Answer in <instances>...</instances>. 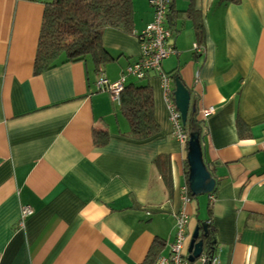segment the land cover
<instances>
[{"label":"crops","instance_id":"0c3cea01","mask_svg":"<svg viewBox=\"0 0 264 264\" xmlns=\"http://www.w3.org/2000/svg\"><path fill=\"white\" fill-rule=\"evenodd\" d=\"M47 1L0 0V264H144L156 241L167 258L181 213L186 252L210 225L220 264H264V0H173V54L141 82L159 129L145 141L130 138L120 102L98 82H120L141 60L151 0H132V35L104 32L112 63L99 72L87 60L37 76ZM172 74L204 123L203 161L218 191L187 204L188 144L174 137L175 83L168 96L162 78ZM24 208L34 215L22 224Z\"/></svg>","mask_w":264,"mask_h":264},{"label":"trees","instance_id":"16d2710c","mask_svg":"<svg viewBox=\"0 0 264 264\" xmlns=\"http://www.w3.org/2000/svg\"><path fill=\"white\" fill-rule=\"evenodd\" d=\"M221 1L229 5H239L241 2ZM44 7L34 64V74L37 76L55 70L60 64L81 63L87 60H91L96 72H99L112 63L102 43L104 32L110 29L125 35L133 34L132 0H52L51 3L44 4ZM168 29L170 30L169 26ZM203 33V27L198 25L196 34L199 39L203 37ZM166 77L173 83L180 81L177 75ZM141 82L143 81L126 85L120 97V105L122 115L129 124L130 138L145 141L156 135L159 129L153 118L152 91ZM197 114L194 105L188 114L184 130L188 133L197 132L201 145L205 126L203 122L198 121ZM94 136L96 141L106 140L108 137L106 132L100 131H95ZM186 170L188 185V168ZM208 171L210 172L209 169ZM217 192L216 188L210 196H215ZM188 195L190 200L195 199L190 193ZM215 241L214 231L208 225L206 234L202 235L199 241L204 245V255L215 254ZM163 248L164 245L156 241L144 264H156L161 258Z\"/></svg>","mask_w":264,"mask_h":264},{"label":"built area","instance_id":"2783aa9c","mask_svg":"<svg viewBox=\"0 0 264 264\" xmlns=\"http://www.w3.org/2000/svg\"><path fill=\"white\" fill-rule=\"evenodd\" d=\"M173 6V0H151L150 7L154 12V22L146 31L138 37L141 46V60L132 67H129L122 77V80L114 85H110L105 80L98 82L99 91L108 92L116 102H120L121 94L126 86V79L133 78L136 81H145L151 74H160L162 64L167 61L173 52L168 48V43L172 38L171 31L168 29V17ZM195 51H199L194 47ZM164 89L168 96L170 91V80L166 76H162ZM170 99V98H169ZM170 110V123L173 127L174 137L182 145H187L189 136L184 131L181 115L176 111L173 103L168 100ZM215 114L213 110H208L203 113V120H207ZM181 197L185 204L190 202L188 190L181 191ZM34 215V211L29 208H24L21 212L22 224ZM189 218L181 213L176 217V237L175 244L169 257H161L156 264H190L189 254L186 252L185 245L187 242V231ZM200 264H220L219 253L214 255H204L202 253L199 260Z\"/></svg>","mask_w":264,"mask_h":264},{"label":"water","instance_id":"95a60500","mask_svg":"<svg viewBox=\"0 0 264 264\" xmlns=\"http://www.w3.org/2000/svg\"><path fill=\"white\" fill-rule=\"evenodd\" d=\"M174 100L176 109L181 115L182 124L185 127L190 110V93L178 80L175 81ZM187 163L189 167L188 188L192 198L210 196L215 192L217 183L208 171L203 161L202 148L199 141V134H189ZM207 232V226L196 229L189 246V263L194 264L200 259L203 253V243L200 241V232Z\"/></svg>","mask_w":264,"mask_h":264},{"label":"rangeland","instance_id":"374dc122","mask_svg":"<svg viewBox=\"0 0 264 264\" xmlns=\"http://www.w3.org/2000/svg\"><path fill=\"white\" fill-rule=\"evenodd\" d=\"M47 2L51 3V2H52V0H48ZM201 199H202V198H201ZM195 264H200V263L196 262Z\"/></svg>","mask_w":264,"mask_h":264}]
</instances>
